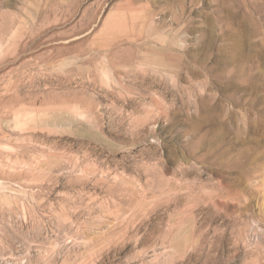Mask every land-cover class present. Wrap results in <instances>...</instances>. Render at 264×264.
I'll list each match as a JSON object with an SVG mask.
<instances>
[{
	"label": "rangeland",
	"instance_id": "1",
	"mask_svg": "<svg viewBox=\"0 0 264 264\" xmlns=\"http://www.w3.org/2000/svg\"><path fill=\"white\" fill-rule=\"evenodd\" d=\"M237 61L264 0H0V264H264Z\"/></svg>",
	"mask_w": 264,
	"mask_h": 264
},
{
	"label": "bare ground",
	"instance_id": "2",
	"mask_svg": "<svg viewBox=\"0 0 264 264\" xmlns=\"http://www.w3.org/2000/svg\"><path fill=\"white\" fill-rule=\"evenodd\" d=\"M238 51H239V49H238ZM240 52H238V54ZM235 53L237 54V51ZM249 61H251V60H249ZM241 62H243V61H240L239 63L237 61V63H236V66L238 69V71H237L238 79L236 80L237 84H231L229 86V89L242 93L239 100L241 101L242 104L247 105V107H248V109H244V112H245L244 115L248 116V121H249L248 122L249 124H247V125H249L252 129H254L256 127L255 129L261 130V132L264 133V120H263L264 118H262L264 116V114H262V113H264V75L259 77L261 84H257V86H255L256 82L254 81L253 76L249 72H247V69H249V66L245 65L244 63H241ZM207 66L211 72H215L216 66H209L208 64H207ZM261 73H263V72H261ZM221 112H223V110H221ZM251 115H253V117ZM195 132H196L195 133L196 135H201L200 129L195 128ZM240 134H241V136H243V135L247 136L248 135L247 132L243 129L240 130ZM261 137L262 138H260L259 140H254L253 144L257 145L259 142H262L264 140V137H263V135H261ZM217 138L220 139V136H218ZM262 146H263V143H262ZM213 148H215V147H213ZM215 150H216V148H215ZM248 150H249V148L243 149V150H241L242 151L241 153L244 154V156H245V154ZM258 153L259 154L256 156V159L258 162L257 166L261 167L262 165H264V152H258ZM256 154H257V152H256ZM252 160H254V159H252Z\"/></svg>",
	"mask_w": 264,
	"mask_h": 264
}]
</instances>
